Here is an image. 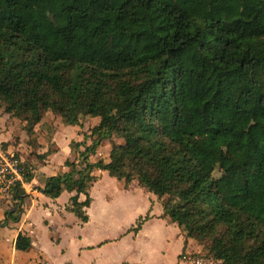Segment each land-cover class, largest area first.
<instances>
[{
  "label": "trees",
  "instance_id": "16d2710c",
  "mask_svg": "<svg viewBox=\"0 0 264 264\" xmlns=\"http://www.w3.org/2000/svg\"><path fill=\"white\" fill-rule=\"evenodd\" d=\"M0 109L25 122L33 147L47 111L90 122L71 170L36 187L70 192L81 222L106 170L158 195L207 250L193 255L264 264V0H0ZM115 135L131 145L91 161ZM19 167L2 227L27 213L34 165ZM32 242L19 232L15 246Z\"/></svg>",
  "mask_w": 264,
  "mask_h": 264
},
{
  "label": "crops",
  "instance_id": "0c3cea01",
  "mask_svg": "<svg viewBox=\"0 0 264 264\" xmlns=\"http://www.w3.org/2000/svg\"><path fill=\"white\" fill-rule=\"evenodd\" d=\"M24 124L21 119L0 109V156L7 159V155L22 152L21 161H30L35 173L31 182L23 183L30 195L23 220L14 227L0 226V232L7 233L13 251L28 258L29 264H50L46 253L36 247L39 244L37 220H33L32 215L40 209L42 215L39 222L47 230L48 238L60 244L62 239L57 234L59 225H70L65 222L67 215L70 212L75 215L70 210L72 194L65 190L58 198L52 199L36 187H44L51 175L71 170L67 161L74 158L72 142L84 139L83 133L88 131L90 122L67 125L60 117L47 111L35 126L37 147L29 144V135L23 131ZM103 147L101 145L97 153L91 156V161L98 160L97 155L102 156ZM110 151L111 148L108 150L107 160H102L103 162L109 161ZM48 152L42 159L34 156L36 153ZM97 174L98 180L89 189L92 198L86 209L89 220L81 222L75 215L81 227L79 234L74 237V257L70 258L66 249H62L64 264H189L182 258L183 254L193 255L207 251L196 238H187L177 222L163 216L162 199L142 187L137 179L125 187L123 180L110 175L106 170H98ZM2 190L6 191L7 188L0 185V199L5 197L0 200V219L11 203L8 190L6 193H2ZM85 198L86 195L81 194L79 199L82 201ZM141 219H144L142 226L134 231ZM89 224H93L95 230L89 232ZM19 232L32 237L31 248H16ZM5 241L0 237V250Z\"/></svg>",
  "mask_w": 264,
  "mask_h": 264
},
{
  "label": "rangeland",
  "instance_id": "374dc122",
  "mask_svg": "<svg viewBox=\"0 0 264 264\" xmlns=\"http://www.w3.org/2000/svg\"><path fill=\"white\" fill-rule=\"evenodd\" d=\"M25 123V122H24ZM26 134V130H23ZM28 135V134H27ZM114 145H120V146H130L131 142L127 137L124 136H119L115 135L113 138L105 141L102 146L103 148V153L102 156L97 155V159L99 160H107V155H108V150L112 148ZM5 147V146H4ZM7 147V146H6ZM98 149L96 150L95 153H97ZM19 155V158L21 155H23L22 152L14 153L13 155ZM7 159L12 157V155H7ZM6 163L5 160L2 159L0 156V168ZM221 175V171L219 169H216L215 172L213 173L214 177H219ZM3 185V184H0ZM5 187V186H4ZM2 193H6L7 190H2ZM4 198H1L0 200H4ZM40 215L42 213L40 212V209L35 211L34 214L32 215L33 220H37V225H36V233L39 238V244L36 246L37 248L42 249L46 255L49 258V263L50 264H64L62 261V249H66L67 255L70 258L74 257V237H76L79 234V228L81 227L80 224H78V219L77 217L70 212L67 215V218L65 222L67 221L70 225L66 226H61L59 225V231H58V236L61 237L62 241L60 244L55 243L51 238H48L47 230L43 226L42 222H39ZM77 221V223H74ZM88 231L91 232L95 230V226L93 224H89L87 227ZM0 237L2 239H6L5 245L0 250V264H29V259L26 258L25 256H22V254H19L17 251L14 252L12 249V242L10 239H8L7 233L0 232ZM2 242V240H1ZM3 243V242H2Z\"/></svg>",
  "mask_w": 264,
  "mask_h": 264
},
{
  "label": "built area",
  "instance_id": "2783aa9c",
  "mask_svg": "<svg viewBox=\"0 0 264 264\" xmlns=\"http://www.w3.org/2000/svg\"><path fill=\"white\" fill-rule=\"evenodd\" d=\"M6 163L0 168V184H3L7 189L9 185H12L15 180H22L20 164L22 163L20 158L12 155L11 158L4 159ZM182 258L189 264H217L215 259L207 255H192L183 254Z\"/></svg>",
  "mask_w": 264,
  "mask_h": 264
},
{
  "label": "water",
  "instance_id": "95a60500",
  "mask_svg": "<svg viewBox=\"0 0 264 264\" xmlns=\"http://www.w3.org/2000/svg\"><path fill=\"white\" fill-rule=\"evenodd\" d=\"M51 19H52V21H53V22H55V20H54V17H53V16H51Z\"/></svg>",
  "mask_w": 264,
  "mask_h": 264
}]
</instances>
